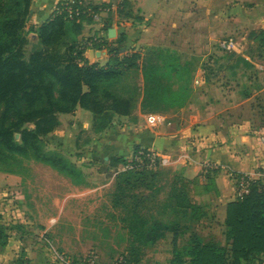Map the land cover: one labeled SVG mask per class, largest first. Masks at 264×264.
<instances>
[{
    "label": "trees",
    "instance_id": "16d2710c",
    "mask_svg": "<svg viewBox=\"0 0 264 264\" xmlns=\"http://www.w3.org/2000/svg\"><path fill=\"white\" fill-rule=\"evenodd\" d=\"M32 2L0 0V157L31 152L38 161L59 172L80 177L76 167L60 152L45 150L44 140L60 127L61 114H74L77 108L91 113L92 131L101 135L113 127L117 117H130L138 107L143 114L152 115L182 107L191 98V78L182 87L165 84L166 78L188 71V65L169 50L158 48L145 54L131 50L125 33L114 40L80 39L85 30L83 19L95 21L92 13L106 11L101 22L106 29L112 27V5L61 0L45 22L27 30ZM115 12L122 21H142L130 0H120ZM28 33L37 35L35 44H30ZM259 34L264 36V31ZM90 46L107 51L109 58L105 65L91 63L85 57ZM133 71L140 72L142 83L129 79ZM205 79L209 81L206 74ZM29 125L34 129L27 128ZM90 142L89 139L82 143L81 135L77 136L78 148ZM141 150L142 147H135L132 154ZM128 163L127 156H121L114 158L110 166L119 171L112 202L114 209L121 210L120 222L129 232L132 254L131 258H119L112 264L136 263L141 249L154 243L153 230L160 223L152 214L154 200L137 192L152 188L150 184L158 177V167L150 168L144 159L143 165L134 163L132 169H120ZM169 207L185 215L193 211L192 217L198 218L199 208L181 174L175 175L165 205ZM224 224L227 247L196 239L188 252L190 264L261 263L263 180L255 179L249 195L226 206ZM8 237L7 229L0 224V247L8 244ZM178 239L179 233L174 232L173 242L177 244ZM173 262L185 264L177 250Z\"/></svg>",
    "mask_w": 264,
    "mask_h": 264
},
{
    "label": "crops",
    "instance_id": "0c3cea01",
    "mask_svg": "<svg viewBox=\"0 0 264 264\" xmlns=\"http://www.w3.org/2000/svg\"><path fill=\"white\" fill-rule=\"evenodd\" d=\"M60 1L33 0V23L45 22ZM130 1L142 21L128 20L117 27L116 15L110 29H116V38L125 33L127 47L131 50L147 46L181 48L186 55H202L214 62L213 45L220 43L225 35L232 36L230 22H240L245 34L238 48L221 61L218 87L207 81L200 87L195 86L198 76L207 75V71L200 68L193 87L206 89L207 93L200 95L195 91L184 106L170 113H157L165 117L163 123H150L149 115L138 107L130 117H117L110 130L81 148L77 147L75 136L79 127L70 124L64 129L61 145L68 147L75 143L78 153L87 148L94 156L103 150L119 153L123 147L130 154L139 146L154 151L160 157L161 169L167 167L187 180L194 202H212L225 219L226 206L237 197L235 177L246 174L264 180V117L255 110L260 104L264 105V99L254 91L260 83H263L260 90L264 91V36L259 34L264 31V0ZM101 3L110 1L101 0ZM116 8L117 4L112 6L114 11ZM106 28L103 22L97 23L96 35L90 41L99 42L106 37L112 40L108 36L110 29ZM84 36L83 33L80 39ZM85 57L101 65L109 58L106 50L92 46ZM84 111L77 108V116H65L73 121L79 115H87ZM121 122L127 123L126 129H122ZM208 165L217 169L207 170ZM18 237L14 235L0 248V264H64L51 249L43 251L39 245H25ZM20 250L25 251L24 258ZM46 251L49 255L44 253ZM262 259L261 263L251 264H264V257Z\"/></svg>",
    "mask_w": 264,
    "mask_h": 264
},
{
    "label": "rangeland",
    "instance_id": "374dc122",
    "mask_svg": "<svg viewBox=\"0 0 264 264\" xmlns=\"http://www.w3.org/2000/svg\"><path fill=\"white\" fill-rule=\"evenodd\" d=\"M81 1L84 4L101 3V0ZM109 1V4L114 6L120 0ZM116 15L117 13L113 11L114 21ZM83 23L85 24L83 40H92L96 35V24L100 22L83 19ZM120 23L125 24L122 19H119L117 27H120ZM230 23L233 24L231 25L232 33L230 32L232 36L229 35L227 38L228 36L224 34L225 36L220 39L221 42L218 41L213 45L214 62H210L208 57L202 55H186L181 48L147 46L137 51L145 54L158 48L169 50L182 63L188 65V71L172 79L166 78L165 84L171 87H182L187 85L191 78L192 95L195 91L200 95L205 94L206 89L193 87L196 74L200 68H205L208 83L217 88L221 81L217 79L220 63L233 51L222 49L221 43L233 41L238 45L245 34L240 22ZM41 24L33 23L30 16L27 30ZM236 28L239 29L235 31ZM28 39L33 45L37 42V35L28 33ZM114 39L116 37L112 38ZM129 77L130 80L134 79L142 83L140 72L133 71ZM261 84L263 83L258 84L254 91L259 92L260 97L264 99V91L260 90ZM176 109L177 107L164 110L161 114L170 113ZM255 110L264 117V105L260 104ZM84 112L87 115H79L73 121L65 114H61L59 116V119L62 118L60 127L44 140L45 150L60 152L76 167L80 177L59 172L38 161L31 152L27 155L16 154L10 157L4 155L0 157V224L7 229L8 243L14 235L19 236L18 238L24 240L25 245H39L43 251L45 248L51 249L54 256L64 264H82L90 254L97 256L98 264H112L119 258H131L132 251L129 232L122 227L120 222L121 210L113 208L115 176L119 171L113 169L110 162L116 157L128 155L130 157L132 154L123 147L119 153L103 150L94 156L93 151L87 148L78 153L75 143L68 147L61 145L60 140L63 138L64 129L70 124L78 125L77 134L81 135L82 143L89 139L92 141L99 138V135L92 131V114ZM73 116L77 115L74 113ZM120 125L122 129L127 127V123L121 122ZM84 126L88 129H84ZM27 128L34 129V126L29 125ZM69 135L73 134L69 133ZM16 138L19 139V135ZM156 173L158 177L154 183L150 184L152 188H143L137 192L154 200L155 208L152 214L160 223L153 230L154 243L143 247L139 260L132 264H176L173 262L176 250L182 254L185 264H190L191 259L188 252L196 239L201 243L213 242L226 248L228 243L225 237L226 227L223 213L217 210L212 202L193 201L199 208L198 218L192 217L193 211L185 215L170 207L165 208L177 173L167 167L164 169L158 167ZM174 232L179 233L177 244L173 242ZM20 253L21 258H24L25 251L20 250ZM44 253L49 255V251ZM55 257L53 260H56Z\"/></svg>",
    "mask_w": 264,
    "mask_h": 264
},
{
    "label": "built area",
    "instance_id": "2783aa9c",
    "mask_svg": "<svg viewBox=\"0 0 264 264\" xmlns=\"http://www.w3.org/2000/svg\"><path fill=\"white\" fill-rule=\"evenodd\" d=\"M71 13V11H70ZM106 11H102L100 14L99 13H92V16L96 22H101V19L103 17H106ZM221 48L224 50H233L235 51L238 48V45L234 43L233 41H223L221 43ZM205 73L202 75L198 76L195 80V86L200 87L205 83ZM148 120L152 124H161L165 121V117L160 114H152L149 115ZM128 159V164L124 167H121V170H128L132 169L134 167V163L143 165L144 159L148 160V166L150 168H157L160 167L161 165V160L159 155L151 151L149 149L142 148V150L137 154H132L130 157H127ZM215 170L217 169L216 166L208 165L207 170ZM236 180V185H237V196L238 198H244L245 196L250 194L251 191V186L253 181L255 180L251 175H246V174H240L239 177H235ZM82 264H98V258L95 254H90L87 258H85L82 262Z\"/></svg>",
    "mask_w": 264,
    "mask_h": 264
},
{
    "label": "water",
    "instance_id": "95a60500",
    "mask_svg": "<svg viewBox=\"0 0 264 264\" xmlns=\"http://www.w3.org/2000/svg\"><path fill=\"white\" fill-rule=\"evenodd\" d=\"M117 33H116V29H110L108 32V36L110 39L116 37Z\"/></svg>",
    "mask_w": 264,
    "mask_h": 264
}]
</instances>
